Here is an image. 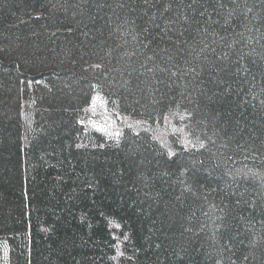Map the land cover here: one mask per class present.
Masks as SVG:
<instances>
[{
  "label": "trees",
  "instance_id": "16d2710c",
  "mask_svg": "<svg viewBox=\"0 0 264 264\" xmlns=\"http://www.w3.org/2000/svg\"><path fill=\"white\" fill-rule=\"evenodd\" d=\"M0 264H264V0H0Z\"/></svg>",
  "mask_w": 264,
  "mask_h": 264
}]
</instances>
